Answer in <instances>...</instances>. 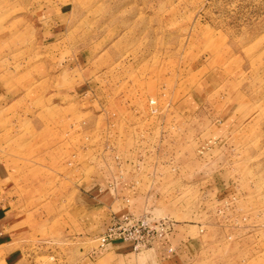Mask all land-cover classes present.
<instances>
[{
	"label": "rangeland",
	"instance_id": "374dc122",
	"mask_svg": "<svg viewBox=\"0 0 264 264\" xmlns=\"http://www.w3.org/2000/svg\"><path fill=\"white\" fill-rule=\"evenodd\" d=\"M0 166L20 264L101 260L89 186L129 180L189 264H264V0H0Z\"/></svg>",
	"mask_w": 264,
	"mask_h": 264
},
{
	"label": "crops",
	"instance_id": "0c3cea01",
	"mask_svg": "<svg viewBox=\"0 0 264 264\" xmlns=\"http://www.w3.org/2000/svg\"><path fill=\"white\" fill-rule=\"evenodd\" d=\"M11 177L9 170L0 166V264H20L33 234L31 217L25 210V202L21 197H17V189L11 185ZM133 181L129 180L124 184L123 182L114 183L109 187H100L96 183L89 186L93 193H87L89 195L86 201L91 200L99 206L103 205L102 211L107 214L100 236L105 233L114 219H122L129 213L137 216L143 213L145 207H148L146 192L142 191L143 187H138ZM89 187L83 191H88ZM173 234L168 240L156 242L147 250L153 263L189 264L190 259L185 252V241ZM101 254L103 255L101 260L108 256L118 260L139 253L133 252L129 244L115 241L95 249L90 258L95 259ZM97 262L95 264H98Z\"/></svg>",
	"mask_w": 264,
	"mask_h": 264
},
{
	"label": "built area",
	"instance_id": "2783aa9c",
	"mask_svg": "<svg viewBox=\"0 0 264 264\" xmlns=\"http://www.w3.org/2000/svg\"><path fill=\"white\" fill-rule=\"evenodd\" d=\"M173 233L174 226L167 220H152L147 214L136 216L129 213L122 219H114L97 239L99 247L119 241L129 244L133 252L141 253L152 248L156 242L168 240Z\"/></svg>",
	"mask_w": 264,
	"mask_h": 264
}]
</instances>
